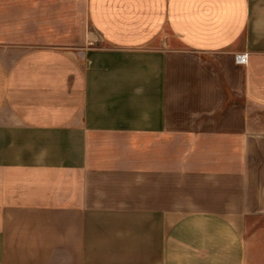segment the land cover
I'll use <instances>...</instances> for the list:
<instances>
[{
    "label": "crops",
    "instance_id": "crops-1",
    "mask_svg": "<svg viewBox=\"0 0 264 264\" xmlns=\"http://www.w3.org/2000/svg\"><path fill=\"white\" fill-rule=\"evenodd\" d=\"M253 107L264 0H0V264H264Z\"/></svg>",
    "mask_w": 264,
    "mask_h": 264
},
{
    "label": "rangeland",
    "instance_id": "rangeland-1",
    "mask_svg": "<svg viewBox=\"0 0 264 264\" xmlns=\"http://www.w3.org/2000/svg\"><path fill=\"white\" fill-rule=\"evenodd\" d=\"M253 115L262 121V127L264 129V109L259 107H253Z\"/></svg>",
    "mask_w": 264,
    "mask_h": 264
},
{
    "label": "built area",
    "instance_id": "built-area-1",
    "mask_svg": "<svg viewBox=\"0 0 264 264\" xmlns=\"http://www.w3.org/2000/svg\"><path fill=\"white\" fill-rule=\"evenodd\" d=\"M235 61L237 64H247L248 61V54L242 53L235 56Z\"/></svg>",
    "mask_w": 264,
    "mask_h": 264
}]
</instances>
